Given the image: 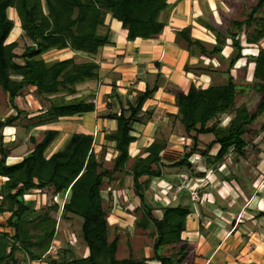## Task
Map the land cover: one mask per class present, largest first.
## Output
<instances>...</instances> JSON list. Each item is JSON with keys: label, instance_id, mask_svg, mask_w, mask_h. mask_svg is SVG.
Segmentation results:
<instances>
[{"label": "trees", "instance_id": "16d2710c", "mask_svg": "<svg viewBox=\"0 0 264 264\" xmlns=\"http://www.w3.org/2000/svg\"><path fill=\"white\" fill-rule=\"evenodd\" d=\"M263 5L264 0H257L247 18L233 22L234 31L225 33L215 25L197 19V24L213 35V43L192 38L189 26L176 31L181 47L190 57L199 59L193 68L186 65V72H197V75L217 73L226 78L224 83L206 88L191 84L175 95L177 112L169 117L174 118L191 141V149L179 159L166 162L162 154L167 144L156 139L133 158L129 154L130 145L136 141L132 135L133 126L143 115H151L145 106L158 90L160 74L157 73L152 86L147 85L144 91H137L133 99H126V107L116 86H110L106 98L117 99L118 108L116 110L111 102L108 103V111L100 118L116 123V128L103 136L111 147L100 145L98 153L94 149L92 134L76 132L60 149L46 155L59 132L45 130L40 140L29 137L28 142L33 147L19 162L8 164L12 150L4 147L3 138L7 128L18 127L22 118L28 120L23 126L27 133L60 119L95 111L94 103L86 99H92L94 95L79 92L77 87L99 81V64L94 61L78 63L73 58L47 61V56L66 49L87 57L95 56L99 49L112 44L105 25L107 16L120 23L129 42L156 39L166 26L160 15L169 9L170 4L168 0H0V92L7 98L8 108L13 112L9 116L0 113V179L4 180L0 185V216L8 215L5 223H0V264L40 261L48 264H149L151 261L183 264L191 250L188 241L181 238L190 209L180 204L164 205L160 201L149 203L145 193L153 180L164 179V168L193 171L192 158L195 155L200 156L206 169L214 170L226 183L233 175L219 170L225 160L230 156L237 157V160L247 159L248 143L243 137L264 112V46L260 45L264 39V18L255 17ZM9 10L17 19L19 38L29 42L21 54L15 53L17 40L8 42L16 26L14 19L9 17ZM252 25L254 28L246 34L245 40L248 45L256 47L257 52L245 55L246 48L240 38ZM101 28L106 29L105 33H100ZM227 40H230L234 55L225 58L223 49ZM202 58L209 62L204 65ZM214 58L219 61L228 59L225 72L212 66ZM241 59L246 60V64L237 69L242 70V80L261 97L254 113L245 104H235L242 87L235 83L232 71ZM250 64H253V70L248 82L244 77ZM30 88H34L41 104L47 103L34 118H28L29 113L16 105V99ZM224 117L228 120L222 124ZM200 135L213 137L202 150L198 147ZM109 150L112 167L106 168L104 156ZM116 174L131 178V193L139 205L130 214L134 217L136 229L152 230L147 234L153 241L151 258L135 259L131 253L126 257L117 256L120 235L116 227L109 235L111 215L104 207L102 195L105 180L113 181ZM205 175V172L198 173V177ZM34 193L38 194V200L25 199ZM64 193H68V197L60 208L56 199ZM58 212L63 221L71 217L81 219L80 236L86 247L85 256L76 257L70 248L62 250L60 258L48 254L57 232ZM260 217H264V212L256 214V218ZM165 251L170 252L165 254Z\"/></svg>", "mask_w": 264, "mask_h": 264}, {"label": "crops", "instance_id": "0c3cea01", "mask_svg": "<svg viewBox=\"0 0 264 264\" xmlns=\"http://www.w3.org/2000/svg\"><path fill=\"white\" fill-rule=\"evenodd\" d=\"M198 1L168 0L169 9L160 15V19L166 21V26L162 34L156 39H136L129 42L126 40V32L121 29L120 23L111 20L110 16H107L105 25L109 29V39L112 42L110 46L99 49L93 57L73 53L68 49L47 56L54 58V61L73 58L78 63L94 61L99 64V81L87 82L77 87L79 92L94 95L92 99H88V97L86 99L94 103L95 111L81 116L60 119L56 123L34 128L25 134L30 137L34 136L32 132L35 130H42V133L45 130L58 131L59 136L51 145L54 152L60 149L66 140L76 132L92 134L96 147L100 145L107 146L103 136L113 131L116 128V123L100 117L108 111V103L112 102L115 104V109L118 108L117 99L109 100L106 98L110 92V86L113 84L116 86L117 93L124 107H126V99H133L137 91H144L147 85L152 86L157 73L160 74L158 90L146 103L145 108L146 110H152L157 120L163 117L165 113L175 115L177 109L174 97L179 91H185L191 84L206 88L217 82L216 80L222 76L217 73L197 75L194 72H186L184 69L186 65L192 68L195 67L198 65L199 59L190 57L188 52L181 47V40L176 35V31L189 26L191 27L192 38L210 43V38L205 34V29L196 22L202 14ZM206 1L212 11L213 7L210 0ZM9 12L13 14L12 10H9ZM223 56L225 58L229 57L224 53ZM201 60L204 61L205 59L202 58ZM245 64L246 60L244 61ZM248 68L250 67L248 66ZM236 71L237 67L232 71V74ZM249 73L247 81L251 80ZM29 91H34V88H30ZM39 111L40 107L37 108V111L29 114L38 115ZM164 118L167 119L166 116ZM164 118L162 119L165 120ZM150 124L152 126V129L150 128L151 132L154 135L159 123L154 121ZM7 129L11 130L10 133L16 131V128L12 127ZM132 135L136 138V141L130 145L129 150L135 148L137 144H140L138 149L142 150L153 142V139L150 138L143 143L139 139L140 135L134 130ZM178 139L180 141L185 140L184 137ZM179 145L186 146L184 143H179ZM108 146H111V143ZM21 159V157L10 155L7 163L13 164ZM199 163L192 162L193 168H201L203 170L200 172L207 174L209 169L204 168ZM225 166L226 164L221 166L219 170L222 171ZM246 166L248 168L245 167L239 177L229 172L228 174L233 175L229 183L221 181L219 177L218 179L214 177L215 181L220 180L217 182L219 188L210 187L209 185L198 187L196 189L197 202L192 203L190 200V185L176 194L177 199L180 200L186 192L185 195H188V201L191 204L185 231L181 234V238L190 244L191 250L183 264H264V217L256 218L259 211L264 212V174L259 171L255 172L250 164ZM246 168H250L247 173L245 172ZM191 174L184 173V171L179 172V175H182L189 184L193 185L194 181L199 182L207 176L193 178ZM3 181V179H0V185ZM159 181L168 182L165 178ZM239 182L244 185L239 186ZM131 197L134 200L136 199L132 195ZM159 201L166 205L164 201ZM7 217L8 215L0 216V223H5ZM124 221L121 220V223H126ZM128 222L126 225H121L120 222L113 223V227H116L119 232L123 228L124 235L128 237L127 256L131 253L135 259L151 258L153 241L149 238L146 239L149 240V243H143L139 256H134L135 248L132 246L134 237L129 232L133 223L130 222L131 225L129 226L130 223ZM48 254L58 258V256L52 255L51 251ZM30 264L48 263L40 261ZM149 264L157 263L151 261Z\"/></svg>", "mask_w": 264, "mask_h": 264}, {"label": "rangeland", "instance_id": "374dc122", "mask_svg": "<svg viewBox=\"0 0 264 264\" xmlns=\"http://www.w3.org/2000/svg\"><path fill=\"white\" fill-rule=\"evenodd\" d=\"M214 1V4H213ZM199 6L201 9V16L198 19H201L206 24H212L215 25L217 28H219L220 31L226 32L227 30L234 31L232 28L233 22H241L247 18L248 14L251 12L252 8L256 5L257 0H210L211 6L213 7L212 11L210 10L208 6V2L206 0H199ZM9 12V17L13 18L15 23H17L16 17ZM256 18H264V5L263 7L255 14ZM17 30L16 32H12L11 36L9 37L8 42L17 40L18 47L15 49V53L21 54L23 51V48L26 44H29L28 41L25 39L19 38L20 29L18 26L15 27ZM254 26L252 25L251 28L245 29L243 33L241 34V44L244 48H246L243 52L245 55L250 54H256L257 49L256 47L250 46L246 43V34L249 32H252ZM106 29L101 28L100 33H105ZM205 34L209 36L210 43L214 42L213 35L205 30ZM226 47L223 49V53L225 55H228L230 57H233L234 53L233 50L230 48V40L226 41ZM260 45L264 46V39L260 42ZM208 47V46H207ZM229 53V54H228ZM232 53V54H231ZM47 61H54V58L46 57ZM228 60V59H227ZM218 61L216 58H214L212 62V66L216 69H219L221 72H225L228 68V61ZM244 59H241L238 63H236L235 67L241 68L244 66ZM208 60H204L203 64L205 65L208 63ZM199 67H202V65H199ZM250 68L247 69L246 76L244 77L247 81L248 73L249 78H251V73L253 70V64L249 65ZM197 73V72H196ZM195 73V74H196ZM235 83L237 85H240L242 87V90H239L235 104L236 106H240L241 104H245L251 113H254L256 111L257 105L261 99L259 95H256L251 89L249 88V84H247L243 79V73L242 70H237L235 73ZM217 79V78H216ZM215 80V79H214ZM217 82L213 83L214 85L224 83L226 81V78L221 76L217 80ZM249 82V81H248ZM22 99H16V105L20 110L26 111L28 113L37 111V108L40 107V110L42 109V106H47V103H40L39 99L37 98L34 91H29V89L25 90L23 92V95L21 97ZM24 98V99H23ZM0 101H1V109L0 113L6 116H9L11 113L10 108H8L7 105V98L0 92ZM112 103V102H111ZM112 106L115 104L112 103ZM116 107L114 106V109ZM26 109V110H25ZM117 110V109H116ZM146 110V108H145ZM151 115H143L141 117V120L139 123L135 124L133 126V130L136 131L140 137L139 139L142 140L143 143L147 142L148 139L152 138L153 140H161L165 141L167 144V147L165 149V152L162 154L163 158L166 162H171L173 160H177L182 155L189 151L191 149V141L187 139V135L184 133V130L182 127L174 120V118L169 117L170 114L165 113L163 117L160 119H155L154 113L152 110ZM36 115L32 114L28 116V118H34ZM167 117L165 119L164 117ZM164 118L165 120H163ZM227 117L223 118L222 124H225L227 122ZM156 121L159 123L158 129H156L154 135L151 132L152 126L151 122ZM28 123L27 118H22L20 121H18V127H16V131L13 133H10V129H7L5 132V137L3 138V145L4 147L10 148L12 150L11 155L16 156L18 158H23L29 150L32 149V144L28 142L29 136L25 134L23 126ZM264 125V112L259 116V118L254 122V124L250 127V132L244 135V140L246 143H248V157L247 159L240 158L237 160V157L230 156L225 160V168H223L224 173H234L236 177H239L242 170L247 167V164H250L255 172H262L264 174V129L262 128ZM151 128V129H150ZM151 133V134H150ZM32 135L37 137V140L41 139L42 136V130H35L32 132ZM184 137L185 140H179L178 138ZM199 143L198 147L199 149H204L212 140L213 137L211 135H200L198 136ZM180 141V142H179ZM105 143V142H104ZM179 143H184L185 145H188V147L184 148V146L179 145ZM107 148L111 147L108 146L110 143L106 142ZM144 145V144H141ZM137 147V148H136ZM135 148H131L129 150V154L131 158H133L135 155L140 154L142 150L138 149L140 147V144L136 145ZM94 149L99 153L101 151V147L97 146L96 143L94 145ZM54 150L52 147H50L46 153V155H50L53 153ZM108 155H105L104 157V166L106 168H111L110 163V150L108 151ZM197 156V157H196ZM200 156L195 155L192 158V162L196 161L199 163ZM132 163V159L128 161L127 166L130 167ZM201 166H204V162L201 159L200 163ZM196 167V166H195ZM248 168V167H247ZM246 168V169H247ZM250 169V168H249ZM247 169L245 172L249 170ZM203 169L193 168V171L188 170H182L184 173H192V177H197L198 173ZM181 171V172H182ZM164 178L168 180V182H162L159 180H153L151 182L149 190L145 193L149 203H154V201H164L166 205H172L176 206L175 204H180L183 207H190V200L193 202H197L198 195L196 192V189L198 187H204L206 185H209L210 187H218L217 182L220 180H214L218 179V175L214 170H207V176L203 180L196 182L194 181L193 184H189L186 178H184L182 175H179V170L177 168H164L163 169ZM228 175V174H227ZM116 178L108 182L105 180V184L103 185V199H104V207L107 209L108 213L111 215L109 218L108 223V230L109 235H112L113 231V223L120 222L121 220L126 223H121V225H126L127 221L128 223H133L131 225L130 233L132 237H134V240L132 242V246L135 248V257L139 256V252L141 247L143 246V243H149V240H146L148 238L147 234L149 232H152L151 229H149L146 232H143L140 229H136L134 227V217L130 214V211H134L135 208L139 205V202L137 199H132L131 195V178L124 177L122 174H116ZM213 179V180H212ZM121 180V183H120ZM190 182V181H189ZM189 197L186 196V192L181 197V201L177 199L176 194L178 192H182L184 187H189ZM217 185V186H216ZM243 186L244 184L239 182V186ZM260 187V186H259ZM219 188V187H218ZM222 188V187H220ZM219 190V189H218ZM217 191V190H214ZM68 193H64L63 195H60L57 197L56 201L59 203L60 208L64 201L67 200ZM25 199L27 200H38L39 196L38 194H31L30 196H26ZM48 199V198H46ZM61 210V209H59ZM160 215L159 213L157 214ZM57 231L56 236L54 238L53 247L51 248V254L54 256H58L59 258L61 256L60 252L65 249H72L74 252V255L76 257H83L87 253L85 244L83 243L81 236H80V228H81V219L71 217L70 220L63 221L60 219L59 212L57 213ZM130 220H127V219ZM4 219V218H3ZM121 219V220H120ZM118 220V221H117ZM239 220V219H238ZM133 221V222H132ZM117 229V228H116ZM118 234L120 235V248L118 252V258L126 257L127 256V236L124 235L123 228L119 230L117 229ZM124 235V236H123ZM133 239V238H132ZM72 244L73 246H71ZM59 252V253H58ZM170 251H165V254H168ZM68 257H71V255H68Z\"/></svg>", "mask_w": 264, "mask_h": 264}, {"label": "bare ground", "instance_id": "6f19581e", "mask_svg": "<svg viewBox=\"0 0 264 264\" xmlns=\"http://www.w3.org/2000/svg\"><path fill=\"white\" fill-rule=\"evenodd\" d=\"M16 30H17V29H16V28H14L12 32L14 33V32H16Z\"/></svg>", "mask_w": 264, "mask_h": 264}]
</instances>
